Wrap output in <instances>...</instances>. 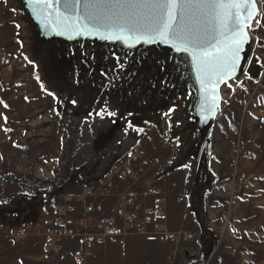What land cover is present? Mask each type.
<instances>
[{"label":"rangeland","instance_id":"rangeland-1","mask_svg":"<svg viewBox=\"0 0 264 264\" xmlns=\"http://www.w3.org/2000/svg\"><path fill=\"white\" fill-rule=\"evenodd\" d=\"M256 4L245 51L204 117L186 49L152 36L48 34L26 0H0V264H73L75 239L42 251L46 197L80 194L134 145L153 160L138 204L149 202L144 186L162 193L161 229L95 246L86 264H264Z\"/></svg>","mask_w":264,"mask_h":264},{"label":"built area","instance_id":"built-area-1","mask_svg":"<svg viewBox=\"0 0 264 264\" xmlns=\"http://www.w3.org/2000/svg\"><path fill=\"white\" fill-rule=\"evenodd\" d=\"M152 163L149 152L134 145L80 194L50 195L45 205L46 214L48 211L50 214L42 234L43 253L58 254L64 247L63 238L75 239L82 247L72 252L73 264H86L95 246L131 231L146 233L148 226L161 229L165 208L162 193L154 186H144L143 196L149 202L143 205L138 204L136 193L137 187L147 179Z\"/></svg>","mask_w":264,"mask_h":264},{"label":"water","instance_id":"water-1","mask_svg":"<svg viewBox=\"0 0 264 264\" xmlns=\"http://www.w3.org/2000/svg\"><path fill=\"white\" fill-rule=\"evenodd\" d=\"M33 9L39 20L43 32L51 33L53 29L62 32H77L94 34L100 37H107L109 34H124L129 37L152 36L160 43H168L171 49L177 48L174 52L186 49L196 63V76L201 81V110L203 116L207 115L209 106H213L218 96L219 87L232 74V63L235 68L239 63L248 43V28L244 33L235 34L229 31L233 22L252 24L257 14V4L249 6L253 14L248 19L243 8H223L219 10V19L216 12L209 6L203 8L196 5H184L182 18H180V7H177L178 19L173 27L190 29L189 35H202L213 33L214 44L204 46H193L188 44L180 46L179 41L171 38L164 39L156 37L145 25L151 23L156 5L147 3H120V4H97L89 6V14L94 18H88L82 13L81 5L69 3L66 10L63 2L56 3V0H26ZM131 25H135L132 27ZM127 36V37H128ZM243 39L239 58L229 59L227 53L230 47H235L233 41ZM164 41V42H162Z\"/></svg>","mask_w":264,"mask_h":264},{"label":"snow or ice","instance_id":"snow-or-ice-1","mask_svg":"<svg viewBox=\"0 0 264 264\" xmlns=\"http://www.w3.org/2000/svg\"><path fill=\"white\" fill-rule=\"evenodd\" d=\"M63 2L66 10L69 3L72 5H81L82 13L88 18H94L89 14V6L97 4H120V3H147L156 5V9L151 20V23L145 25L150 32L158 38L179 41L180 46L192 44L193 46H204L205 44H214L215 36L213 33H204L202 35H189L190 29L173 27L178 19L177 7H180V18H182V11L184 5H196L198 7L209 6L216 12V18L219 19V10L223 8H243L248 16V19L253 18V14L248 10L250 5H255L256 0H56V3ZM260 23L259 20L256 21ZM135 27V25H131ZM246 27H251L247 23L233 22L229 31L235 34L244 33ZM246 42L243 39H236L233 41L235 47H230L225 55L231 59L233 57L239 58L241 45ZM235 63H232L234 70ZM230 75V73H229ZM114 115V113H112Z\"/></svg>","mask_w":264,"mask_h":264},{"label":"trees","instance_id":"trees-1","mask_svg":"<svg viewBox=\"0 0 264 264\" xmlns=\"http://www.w3.org/2000/svg\"><path fill=\"white\" fill-rule=\"evenodd\" d=\"M101 174V173H100ZM53 194H59V193H52V194H49L46 198H48L50 195H53ZM47 200V199H46ZM46 202V201H45Z\"/></svg>","mask_w":264,"mask_h":264}]
</instances>
